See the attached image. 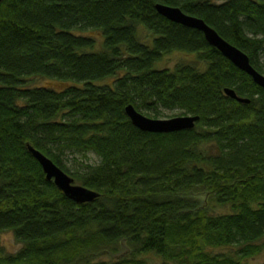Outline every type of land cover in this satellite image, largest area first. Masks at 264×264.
Here are the masks:
<instances>
[{
    "label": "trees",
    "instance_id": "1",
    "mask_svg": "<svg viewBox=\"0 0 264 264\" xmlns=\"http://www.w3.org/2000/svg\"><path fill=\"white\" fill-rule=\"evenodd\" d=\"M157 3L203 19L264 74V0L1 2L0 233L21 247L0 264H244L264 250V87ZM174 51L195 59L158 65ZM129 104L199 120L143 131ZM27 144L99 196L68 198ZM66 149L100 162L71 171Z\"/></svg>",
    "mask_w": 264,
    "mask_h": 264
},
{
    "label": "water",
    "instance_id": "2",
    "mask_svg": "<svg viewBox=\"0 0 264 264\" xmlns=\"http://www.w3.org/2000/svg\"><path fill=\"white\" fill-rule=\"evenodd\" d=\"M3 0H0V4ZM157 11L174 22L183 24L187 27L196 28L203 32L209 44L216 47L226 58L235 66L248 73L253 81L259 86L264 87V74L256 70L250 63L248 55L237 46L224 39L213 27L209 26L203 19L183 12L179 7L170 6L162 3L155 5ZM224 92L240 101L249 102L248 98L240 97L232 88H225ZM126 114L132 123L143 131L148 132H173L182 129H191L199 120L198 115H181L171 118H152L137 111L132 104L125 107ZM29 152L38 160L43 172L48 180H52L68 198L77 203L90 202L99 196L95 190L89 189L75 182V180L55 164L48 156L41 151L27 144ZM9 264V263H7ZM13 264V263H11ZM29 264V263H24Z\"/></svg>",
    "mask_w": 264,
    "mask_h": 264
},
{
    "label": "rangeland",
    "instance_id": "3",
    "mask_svg": "<svg viewBox=\"0 0 264 264\" xmlns=\"http://www.w3.org/2000/svg\"><path fill=\"white\" fill-rule=\"evenodd\" d=\"M87 33L93 36L96 40V49L100 47V42L102 39L101 32L94 29L87 30ZM195 59V54L174 51L169 54H166L164 58L159 62L158 65L162 67H173L177 62L181 61H192ZM113 78H109L107 82H111ZM34 85H48L56 88H62L66 85L65 81L54 79V78H41L35 77L30 80ZM180 109H166L160 108L157 118H171L174 116H181L184 114H180ZM64 158L67 163L68 168L71 171L77 169H83L85 165H95L100 162V158L92 151L88 152H80L74 149H66L64 152ZM77 183V182H76ZM21 247V244L16 241L12 231H5L0 233V250H2L3 255L13 254L18 251ZM227 248H222L219 251L226 252ZM116 255H102L101 259L107 262H112L117 259ZM150 264H161L160 259L156 258L151 259ZM244 264H264V250L257 256L248 258L244 260Z\"/></svg>",
    "mask_w": 264,
    "mask_h": 264
}]
</instances>
